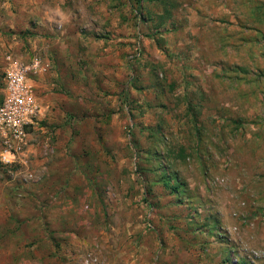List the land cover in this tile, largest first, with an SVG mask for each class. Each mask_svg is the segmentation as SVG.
Here are the masks:
<instances>
[{
  "label": "rangeland",
  "instance_id": "1",
  "mask_svg": "<svg viewBox=\"0 0 264 264\" xmlns=\"http://www.w3.org/2000/svg\"><path fill=\"white\" fill-rule=\"evenodd\" d=\"M39 1L5 33L67 103L0 170V264H264V0Z\"/></svg>",
  "mask_w": 264,
  "mask_h": 264
},
{
  "label": "crops",
  "instance_id": "2",
  "mask_svg": "<svg viewBox=\"0 0 264 264\" xmlns=\"http://www.w3.org/2000/svg\"><path fill=\"white\" fill-rule=\"evenodd\" d=\"M12 3H7V0H0V100L2 95V76L7 70L9 66L8 56L11 57V62L13 60L20 61L24 63L25 65H28L30 63L29 54L25 55V51L22 50L23 48V40L18 39L14 40L15 38H12L14 36H8L6 32V28L13 27L15 30H21L26 29L30 27V20H34L35 15L38 13L41 1L39 0H11ZM10 25V26H9ZM8 26V27H7ZM31 47L35 50L34 42L31 45ZM32 57H39L38 55L34 54V51H31ZM28 60V61H27ZM40 60V63L36 67V73H30L29 74V83L31 84L33 88V92L36 96V99L38 103L42 106L44 113L43 117L45 115H52L54 114V111H57V108L61 106V103H67L65 100L63 101V97L59 94L53 93L55 84L53 83V78L55 76V73L50 70L53 66L51 65H45L43 60ZM54 150L51 152L53 153ZM27 152V151H26ZM34 152V156H37L38 152L37 150L29 152L30 154ZM48 152V151H46ZM28 153V154H29ZM27 154V155H28ZM29 154V155H30ZM49 155V154H47ZM23 162V161H22ZM26 162V160H25ZM24 164V162L22 163ZM1 175V174H0ZM3 185V186H2ZM0 186L3 187V189H6L8 187V184L6 181H0ZM1 203H16L14 202L12 198L10 199V196L5 195L2 193ZM14 198V197H13ZM40 199V198H39ZM19 201V200H18ZM17 201V202H18ZM22 203H28L30 205H35L39 202L37 197L30 198H22L20 199ZM37 210V209H36ZM36 210H30L29 212L31 215H34L37 217V211ZM5 217L10 215V213L4 209ZM45 232H42L37 226H35V230L29 234L30 236L34 237L36 236L35 240L38 238V236L44 235ZM150 234H148L146 231L142 232L141 234V240L145 242V240L149 239ZM48 243V242H47ZM46 243L45 250L39 251L38 244L36 245V251H31L34 257V261L32 264H56L54 262V247L52 245H49V243ZM35 246L32 248L34 249ZM124 253V252H123ZM127 253V259L125 262H122L123 264H148L146 263L150 259V254L146 255V258L142 259V257L139 255L141 253H147L146 252V245L143 249H137L135 247H131L130 249L126 250ZM165 260L168 258L165 257ZM68 264H71L68 262Z\"/></svg>",
  "mask_w": 264,
  "mask_h": 264
},
{
  "label": "built area",
  "instance_id": "3",
  "mask_svg": "<svg viewBox=\"0 0 264 264\" xmlns=\"http://www.w3.org/2000/svg\"><path fill=\"white\" fill-rule=\"evenodd\" d=\"M7 60L9 66L1 82L0 170L22 162L44 113L28 79L30 73H36L39 58L34 57L28 65L15 59L11 62L10 56Z\"/></svg>",
  "mask_w": 264,
  "mask_h": 264
},
{
  "label": "trees",
  "instance_id": "4",
  "mask_svg": "<svg viewBox=\"0 0 264 264\" xmlns=\"http://www.w3.org/2000/svg\"><path fill=\"white\" fill-rule=\"evenodd\" d=\"M164 20V19H163Z\"/></svg>",
  "mask_w": 264,
  "mask_h": 264
}]
</instances>
